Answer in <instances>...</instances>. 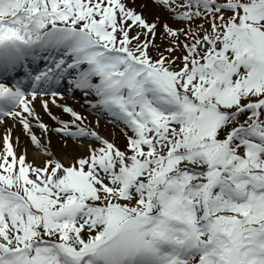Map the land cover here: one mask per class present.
<instances>
[{
  "label": "snow or ice",
  "instance_id": "snow-or-ice-1",
  "mask_svg": "<svg viewBox=\"0 0 264 264\" xmlns=\"http://www.w3.org/2000/svg\"><path fill=\"white\" fill-rule=\"evenodd\" d=\"M149 8L184 25L164 52ZM76 93L123 149L57 104ZM6 118L48 158L2 138L0 264H264V0H0ZM32 120L88 154L54 158Z\"/></svg>",
  "mask_w": 264,
  "mask_h": 264
},
{
  "label": "bare ground",
  "instance_id": "bare-ground-1",
  "mask_svg": "<svg viewBox=\"0 0 264 264\" xmlns=\"http://www.w3.org/2000/svg\"><path fill=\"white\" fill-rule=\"evenodd\" d=\"M146 2V0H137V3ZM143 14L148 18L149 21L155 19L156 16H159L160 19L164 16V10L160 8H149L147 10H143ZM43 66V65H41ZM65 98L60 99L57 98V104H67L74 108L77 112L80 111L77 109V105L83 104L86 108V116L89 119V127L98 131L105 139L112 140L114 137H111L110 132L106 131L103 126L100 124V116L94 110L90 109L85 102V99L79 93H76L74 96L65 95ZM40 97L34 101V106L36 112L39 114L40 119L43 123L47 124L49 128L59 127V125L53 121L47 113L43 110L40 104ZM57 104H52L51 100H49V108L50 111L61 119H65L63 115L64 112L60 107H57ZM27 115V114H25ZM31 119V118H30ZM67 120V119H65ZM99 120V124L96 121ZM33 128L32 131L41 138L42 143L45 144L47 151L53 154L54 158H58L63 160L65 163H70L73 157L82 156L87 148L88 140H61L59 139L53 131H49L47 134H44L42 130L35 126V120H32ZM11 130V140L13 142L14 150L19 153H23L25 150L27 151V159L29 161L33 160L35 157V163L38 165H43V163L47 160V154L43 149H38L33 146L30 142L29 137L23 132L22 126L19 122H14L11 118H6L4 123L0 124V150L3 148L2 138L5 134L8 133V130ZM19 138V142H16V138ZM112 138V139H111Z\"/></svg>",
  "mask_w": 264,
  "mask_h": 264
},
{
  "label": "rangeland",
  "instance_id": "rangeland-1",
  "mask_svg": "<svg viewBox=\"0 0 264 264\" xmlns=\"http://www.w3.org/2000/svg\"><path fill=\"white\" fill-rule=\"evenodd\" d=\"M180 2V0H177V3H179ZM166 17L164 16L163 18H161L160 20H159V22L157 23V27H156V36H155V38H153V37H151V36H149L148 38L149 39H154V43L158 46V50L160 51V52H164V50L167 48V47H169V45H170V37H168L165 33H164V28H163V24L165 23V22H168L169 24H170V26H172V27H174V28H176V27H184V25H181V24H177V23H175V22H173L172 20H170V18H169V13H167L166 12ZM149 22H151V21H149ZM209 27V25L207 24V23H204V28H208ZM137 31H139V29H137ZM131 35H134L135 34V32H132V33H130ZM141 39L143 40L144 39V37L143 36H141ZM180 41H183V37H180ZM150 51H151V53L155 56L156 54H157V49H152V48H150ZM178 55L180 54V53H177ZM165 55H167V53L165 52ZM80 108V107H79ZM82 116V115H81ZM67 117H69L70 118V120L72 119V117L69 115V114H67ZM85 118V117H84ZM87 120L86 119H84V121H83V124L84 125H87ZM106 129H108V130H110L112 133H114L115 135L116 134H120V133H122L118 128H113V127H109V126H107V128ZM56 134V136L58 137V138H60V139H62V140H67L68 139V137H64V136H62L61 134H59V133H55ZM117 140H116V142H114L118 147H120L121 149H123L124 147H125V145H126V138L124 139V141H122L121 142V140H120V138H116ZM95 146L96 147H99L100 145L98 144V143H95ZM88 154V149H87V151H85V154L84 155H87ZM38 166H42V165H38Z\"/></svg>",
  "mask_w": 264,
  "mask_h": 264
}]
</instances>
